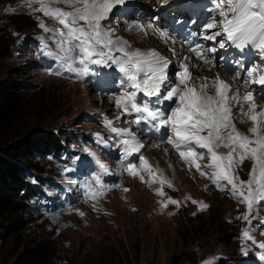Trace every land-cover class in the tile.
<instances>
[{
    "label": "rangeland",
    "instance_id": "1",
    "mask_svg": "<svg viewBox=\"0 0 264 264\" xmlns=\"http://www.w3.org/2000/svg\"><path fill=\"white\" fill-rule=\"evenodd\" d=\"M133 1L132 12H123V7H117L104 27L114 28L119 37L129 35L136 40L135 32L139 30H129L128 24H135L136 4H140L138 8L147 7V12L157 6L148 7ZM208 6L211 7L209 0ZM9 7L17 11H5ZM40 19L49 28L58 27L51 18L28 10L25 0H0V79L16 78L23 83L19 116L8 130L2 132L0 147L24 135L43 136L48 132L54 135L57 131L66 136L61 137L63 149L54 156H43L41 147L34 150L32 163L38 167L37 174L42 182L39 192L29 198L25 211L15 216H0V226H7L14 220H18L20 226L4 241L0 240V264H11L21 249L37 241H47L52 246L48 264H168L175 254L182 255L181 264H203V261L213 258L215 264H264L256 254L259 249L242 237V231L248 225L237 217L244 211V206L218 191L197 173L193 176L179 157L171 162L175 173L167 170L163 160L162 163L158 161L165 158L162 153L159 159L155 155L147 159L173 182L172 189L165 187L164 190L168 196L180 201V207L169 205L162 209V198L154 190L159 187L158 183L148 186L139 178L122 173L120 138L114 137L104 127V117L114 120L121 114L110 98L123 90L121 87L124 86L117 83L122 81L119 77L125 79V83L127 79L118 72V68V71L105 68L108 70L105 73L101 66H92L96 74L83 78H77L62 68L61 75L52 74L59 68V63L44 54L48 50L44 45L55 51L54 35L38 26ZM125 40L130 42L128 37ZM226 49L233 51L231 47ZM226 49L212 54L215 66H202L208 72L218 67L232 77L234 71L225 68L230 54H241L245 64L246 59L248 64L261 63L262 58L253 49H246L243 53L235 49L227 54ZM174 68L169 71L173 79L177 70L176 66ZM115 86L116 91L113 90ZM256 95L264 101V91L258 93L256 89ZM145 99L138 94V102ZM162 106L168 107L167 104ZM133 119L134 116H122L115 126L129 127L135 135H140L141 130L130 124ZM237 127L247 132L251 123H237ZM97 133L107 141V145L97 142ZM141 137L146 144L142 150L145 156L146 148L151 147L153 141ZM138 155L128 160L138 163ZM97 158L110 169L109 174L102 176L105 184H120L122 187H112L95 202L96 208L93 209L94 202L85 198L82 186L99 173V166L95 163ZM251 167L250 160L243 164L241 179H248ZM65 169L71 171L65 172ZM31 180L34 184L35 181ZM205 185H208L207 190ZM123 188L130 191L124 192ZM188 196L203 201L209 207L199 210L198 205L186 199ZM77 209L85 215H79ZM259 214L264 216V209H259ZM252 228L255 238L264 240V229L258 226L257 221H253ZM246 245L249 248L247 256L242 252Z\"/></svg>",
    "mask_w": 264,
    "mask_h": 264
},
{
    "label": "snow or ice",
    "instance_id": "2",
    "mask_svg": "<svg viewBox=\"0 0 264 264\" xmlns=\"http://www.w3.org/2000/svg\"><path fill=\"white\" fill-rule=\"evenodd\" d=\"M126 3L127 0H25L28 10L39 12L58 25L49 28L43 19L38 25L54 35L56 50L44 45L48 49L44 54L59 63V68L52 74L61 75L62 68L77 78H83L94 74L92 66L114 65L127 79L128 87L111 97L121 114L114 120L104 117V127L120 138L122 173L139 178L148 186L158 183L159 187L154 190L162 198V209L169 205L181 206L179 200L168 196L164 190L165 187L172 189L173 182L143 155L146 145L131 128L116 127L115 124L122 116L129 115L134 116L133 124L146 123L157 133L163 129L166 138L162 142L171 146L189 172L194 170L218 191L244 206V211L237 217L248 225L242 231V237L259 249L256 254L264 261V240H257L252 234L254 220L264 229V216L259 214V209H264V103L258 102L253 87L258 85L264 89V0H209L210 16L202 26V38L212 43L207 47L190 44L187 49L190 55H178L177 49L172 47V56L179 61L173 73L174 80L169 77L172 59L156 49L132 48L129 41L116 35L114 28L104 27L113 11ZM158 3L164 7L170 0H158ZM5 11L15 12L17 9L9 7ZM133 29L145 35L151 30L165 43L175 44V38L169 32L160 30L152 22L129 25V30ZM227 47H234L241 53L253 49L260 54L261 63L246 65L243 60H236L231 81L220 73L194 75L193 69L199 70L201 65L215 66V58L209 54ZM193 59L201 63L193 64ZM234 82H239L244 90ZM138 94L147 99L138 102ZM164 104L168 107L161 108ZM245 121L251 123L247 132L237 127V123ZM96 135L98 143L107 145L99 133ZM135 154H139L138 163L128 160ZM90 155L95 156L94 153ZM249 160L252 167L248 179L244 180L240 170ZM95 163L99 166V173L82 186L85 198L94 202L93 209L96 208L95 202L112 187H122L120 184H105L102 176L109 174V166L98 158ZM69 171L71 169H65V172ZM204 187L207 190L208 185ZM122 190L130 191L128 188ZM186 199L198 205L199 210L209 207L191 196ZM76 211L85 215L79 209ZM248 251L247 245L242 248L245 256ZM203 264H215V259L205 260Z\"/></svg>",
    "mask_w": 264,
    "mask_h": 264
},
{
    "label": "trees",
    "instance_id": "3",
    "mask_svg": "<svg viewBox=\"0 0 264 264\" xmlns=\"http://www.w3.org/2000/svg\"><path fill=\"white\" fill-rule=\"evenodd\" d=\"M22 90L23 83L16 78L0 79V137L19 116ZM65 136L57 131L54 135L51 132L43 136L24 135L0 147V216H15L25 211L29 198L39 192L42 182L37 174L38 167L32 163L34 150L41 147L43 156H54L63 149L60 142ZM19 228L18 220L0 226V240L4 241ZM52 253L50 243L37 241L21 249L11 264H48ZM182 259V255L175 254L168 264H181Z\"/></svg>",
    "mask_w": 264,
    "mask_h": 264
},
{
    "label": "bare ground",
    "instance_id": "4",
    "mask_svg": "<svg viewBox=\"0 0 264 264\" xmlns=\"http://www.w3.org/2000/svg\"><path fill=\"white\" fill-rule=\"evenodd\" d=\"M138 2H141V4L142 3H144V4H146V5H148V7L150 6H152L153 7V5L154 6H157V7H154V9H153V12L155 11L156 12V14L161 10V9H163V8H165V7H176V9H175V11H181L182 10V8L180 7V0H170V3L168 4V5H166V6H164V7H160V4L158 3V0H156V1H154V0H137ZM136 1V2H137ZM204 0H188V2H187V5L186 6H188V5H190V4H194V3H196V4H201L202 2H203ZM133 2H135V1H133V0H127V3L125 4V5H122V6H119V7H123V8H121L122 10H123V12H132V10H133V7L131 6L132 4H133ZM138 6H140V4H136V7H135V12L136 11H138V12H140V15L138 16V19H137V17L136 16H134V18H135V24L136 23H140V24H147V23H149V22H145V19H144V15H148V14H151L150 13V11H152L151 9H149V12H147V7H142V8H138ZM185 8V7H184ZM120 9V8H119ZM118 9V10H119ZM134 12V13H135ZM144 12V13H143ZM142 13V14H141ZM148 13V14H147ZM152 15V14H151ZM129 25H131V24H133V23H128ZM136 34H137V39L135 40V39H133L132 38V36H129V35H125V36H121V38H124V40L128 37L129 39H130V44H131V46H132V48H140V49H144V50H147V49H156V50H158V51H160L163 55H165V56H167V57H169L170 59H172L173 60V64L170 66V69L171 68H173V69H175L174 67L176 66V68L178 67V63H179V61H178V59H177V57H173L172 56V53H171V51H170V49L172 48V47H175L176 49H177V53H178V55H188L187 54V52L184 50V48L179 44V43H177V42H175V44L173 45V44H171V43H165V41L161 38V37H159L156 33H154V32H152L151 30H149L148 31V34L147 35H145L142 31H137V32H135ZM131 35V34H130ZM137 42V43H136ZM232 49H233V51L235 50V48L234 47H232ZM259 57H261L260 56V54H259ZM195 60H193L192 61V63L193 64H199V63H197V62H194ZM233 65V64H232ZM114 66V65H113ZM109 67V69L108 70H110V69H114V70H116V66H114V67ZM95 68H96V66H94ZM105 68H108V67H102V69L104 70V72L106 73L108 70H105ZM207 68H208V66H207ZM207 68H205V67H203L202 65H201V67H200V69L199 70H196V69H193V72H194V75H196V76H208L209 74V72L211 73V74H213L214 72L215 73H220L221 74V76L223 77V78H225L226 80H229V81H231V79H232V77L228 74V73H225V72H223L220 68H218V67H214V69L215 70H213V71H209L208 72V69ZM170 69H169V71H170ZM210 69V68H209ZM223 69V68H222ZM207 72H206V71ZM116 71H118V70H116ZM119 72V71H118ZM120 73V72H119ZM96 73L94 72V74L93 75H95ZM212 76H214V74L212 75ZM170 77V76H169ZM170 79H173L172 77H170ZM174 80V79H173ZM117 83H118V85H120V86H124V87H128V82H123V81H117ZM234 83H236L237 84V86L238 87H241V90L243 91L244 89H243V86H241L238 82H234ZM84 84V83H83ZM108 87V86H107ZM123 87V88H124ZM256 89L258 90V93L259 92H261V91H264V89H261V88H259L258 87V85H256ZM114 91H116L117 90V87L115 86V89H113ZM120 94V93H119ZM118 94V95H119ZM140 95V94H139ZM114 96H116V95H114ZM103 97V96H102ZM86 98H88V99H93V97H90V96H87ZM111 99V98H110ZM152 99H155V98H152ZM112 100V102L114 103V100L113 99H111ZM258 102H260V103H264V101L262 100H259L258 99ZM114 105V104H113ZM246 122H248V123H250L249 121H246ZM130 124L132 125V120L130 121ZM142 132V130L140 131V135H136L137 137H139V140L141 141V142H143L144 144H145V142H144V140H143V138L141 137V136H143V134L141 133ZM163 141V140H162ZM162 141H160V142H158V141H153V144H152V146L151 147H147L146 148V150H147V152H145V156L146 157H148L149 158V156H152V155H155L156 156V158L157 159H159L158 157H159V155L162 153V155H163V157L165 156V158L164 159H159L158 161H160L161 163H162V160L166 163V167H167V170H170L172 173L174 172L175 173V170L172 168V164H171V162L176 158V156L178 157V154L175 152V151H173L175 154H172L171 152H170V149H169V147L171 148V146H169V145H166L165 143H163ZM157 144H159L160 145V147H153V145H157ZM146 145V144H145ZM169 146V147H168ZM164 149H168V151L167 152H165L164 151ZM164 151V152H163ZM162 157V156H161ZM181 164V163H180ZM179 164V165H180ZM184 165V164H183ZM191 174H193V176H195V172H194V170L191 172ZM203 179H200L199 181H202Z\"/></svg>",
    "mask_w": 264,
    "mask_h": 264
}]
</instances>
